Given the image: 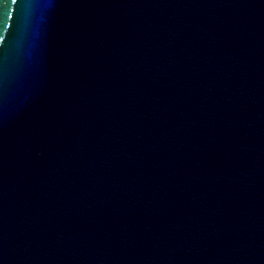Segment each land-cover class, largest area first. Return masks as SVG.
Returning a JSON list of instances; mask_svg holds the SVG:
<instances>
[{
	"label": "water",
	"instance_id": "water-1",
	"mask_svg": "<svg viewBox=\"0 0 264 264\" xmlns=\"http://www.w3.org/2000/svg\"><path fill=\"white\" fill-rule=\"evenodd\" d=\"M0 264H264V0H0Z\"/></svg>",
	"mask_w": 264,
	"mask_h": 264
}]
</instances>
